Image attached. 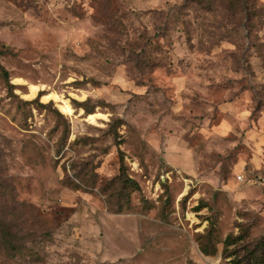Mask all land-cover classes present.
Returning <instances> with one entry per match:
<instances>
[{
  "label": "rangeland",
  "instance_id": "1",
  "mask_svg": "<svg viewBox=\"0 0 264 264\" xmlns=\"http://www.w3.org/2000/svg\"><path fill=\"white\" fill-rule=\"evenodd\" d=\"M0 51V264H233L264 234V0H0Z\"/></svg>",
  "mask_w": 264,
  "mask_h": 264
},
{
  "label": "trees",
  "instance_id": "2",
  "mask_svg": "<svg viewBox=\"0 0 264 264\" xmlns=\"http://www.w3.org/2000/svg\"><path fill=\"white\" fill-rule=\"evenodd\" d=\"M0 70H1V74L3 75V77L6 78L7 71L4 68H2L1 65H0ZM84 110L86 114L91 113V111L85 107H84ZM123 183L127 187L131 186L134 189L139 188V184L130 177H125L123 180ZM0 225L3 226V229L0 230V233L2 234V236H8L10 238L9 231L4 230L6 228L5 226L6 224L4 220L3 221L1 220V217H0ZM245 234H246L245 232H241L237 235H232V234L227 235L225 239L223 240L224 251L227 252L229 245L241 240L245 236ZM244 248H245V253L243 255V258L242 259H239V258L231 259V262L233 264H264V234L258 237V239L254 240L253 242L251 241V242L246 243L244 245ZM231 253L232 252H228L226 255L230 256Z\"/></svg>",
  "mask_w": 264,
  "mask_h": 264
},
{
  "label": "bare ground",
  "instance_id": "3",
  "mask_svg": "<svg viewBox=\"0 0 264 264\" xmlns=\"http://www.w3.org/2000/svg\"><path fill=\"white\" fill-rule=\"evenodd\" d=\"M36 89H37L36 86L34 85L30 86V92L26 96H33L36 92ZM42 99L54 101L59 111H61L63 114L71 115L73 113V108L70 105V103L67 101V99L62 98L55 93H52V92L47 93L42 96ZM98 116H103V115H101V113H90L87 115L90 121H94V119Z\"/></svg>",
  "mask_w": 264,
  "mask_h": 264
},
{
  "label": "built area",
  "instance_id": "4",
  "mask_svg": "<svg viewBox=\"0 0 264 264\" xmlns=\"http://www.w3.org/2000/svg\"><path fill=\"white\" fill-rule=\"evenodd\" d=\"M238 178L241 179V175H238ZM255 182L264 186V169L260 170L259 173L254 178Z\"/></svg>",
  "mask_w": 264,
  "mask_h": 264
}]
</instances>
